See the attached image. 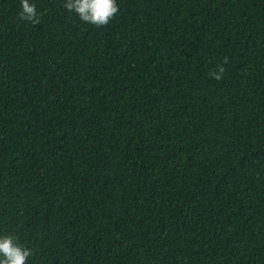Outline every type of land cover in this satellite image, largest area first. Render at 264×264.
<instances>
[{
	"label": "trees",
	"instance_id": "16d2710c",
	"mask_svg": "<svg viewBox=\"0 0 264 264\" xmlns=\"http://www.w3.org/2000/svg\"><path fill=\"white\" fill-rule=\"evenodd\" d=\"M34 2L0 0V232L27 264H264V0H117L102 27Z\"/></svg>",
	"mask_w": 264,
	"mask_h": 264
},
{
	"label": "clouds",
	"instance_id": "9594fccd",
	"mask_svg": "<svg viewBox=\"0 0 264 264\" xmlns=\"http://www.w3.org/2000/svg\"><path fill=\"white\" fill-rule=\"evenodd\" d=\"M19 3V18L33 24L39 23L40 13L34 0H19ZM63 7L74 12L81 21L96 27L107 25L119 10L117 0H64ZM224 63H227V59ZM224 71V67L219 66L211 76L220 80ZM31 256L33 251L20 243L15 235L0 232V264H27Z\"/></svg>",
	"mask_w": 264,
	"mask_h": 264
}]
</instances>
